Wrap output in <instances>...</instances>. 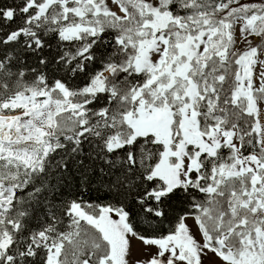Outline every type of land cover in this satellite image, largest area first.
Instances as JSON below:
<instances>
[{
	"label": "snow or ice",
	"instance_id": "snow-or-ice-1",
	"mask_svg": "<svg viewBox=\"0 0 264 264\" xmlns=\"http://www.w3.org/2000/svg\"><path fill=\"white\" fill-rule=\"evenodd\" d=\"M0 264H264V0H0Z\"/></svg>",
	"mask_w": 264,
	"mask_h": 264
}]
</instances>
